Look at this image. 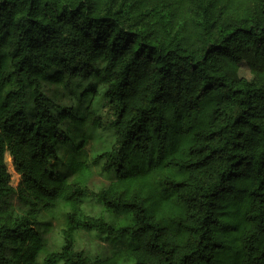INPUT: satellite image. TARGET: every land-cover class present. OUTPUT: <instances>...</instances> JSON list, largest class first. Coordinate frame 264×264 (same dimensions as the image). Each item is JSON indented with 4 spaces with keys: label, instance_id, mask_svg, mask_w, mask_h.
<instances>
[{
    "label": "trees",
    "instance_id": "obj_1",
    "mask_svg": "<svg viewBox=\"0 0 264 264\" xmlns=\"http://www.w3.org/2000/svg\"><path fill=\"white\" fill-rule=\"evenodd\" d=\"M105 130L70 181L51 170ZM97 164L113 175L93 192ZM78 231L113 249L78 250ZM0 264H264V0H0Z\"/></svg>",
    "mask_w": 264,
    "mask_h": 264
},
{
    "label": "rangeland",
    "instance_id": "obj_2",
    "mask_svg": "<svg viewBox=\"0 0 264 264\" xmlns=\"http://www.w3.org/2000/svg\"><path fill=\"white\" fill-rule=\"evenodd\" d=\"M43 90L45 93L48 94L56 103L60 105H68L71 106L73 99H70L71 96H69V91H72L71 94L74 98L76 95L80 93V91L88 90L92 97L95 99L96 105L94 106V110H98L99 107H101L103 104L106 105L104 101L103 96V89L101 86L97 84V81L95 79L91 80H80L77 79V81L72 85V87L69 89V91L65 90L64 87L59 85H51L48 82H44L43 84ZM93 92V94H92ZM103 115L106 116L105 121L108 122L111 120L112 116L110 112H108L107 107H103ZM71 126H65L64 130L67 134H74L71 129ZM90 137L82 149L77 152L75 150V145L71 144L69 147H61L59 150V159L58 161H51L50 168L60 176L65 177L67 180H71L73 177L70 175L68 171V163L71 158V156L77 153V158L79 160H84L87 162H91L92 159L97 156L99 153L108 150L114 141L113 133L109 130L105 131H90ZM72 139V138H70ZM78 144L80 142L79 139L75 140ZM7 164H8V170L11 173V179L10 184L14 187H16L20 181V177L15 174L12 165H11V159L7 156L6 157ZM100 164V163H99ZM93 165L91 167L92 169V177L89 181L88 187L91 191L97 192L102 189H104L109 181L111 180V177L113 173H103L100 169V165ZM110 179V180H109ZM84 210L86 213L89 214H96L99 213V208L96 204H93L92 201H88L87 204L84 206ZM102 214V213H101ZM62 222L61 221H52V224L50 226L49 234H47V248L53 249L56 245V242L59 238V231L61 229ZM77 239V248L78 250H85L89 254H102L106 255L109 254L110 251L113 249V242L106 240L104 237H97L93 233H87L84 231H78L76 234ZM41 262V261H40Z\"/></svg>",
    "mask_w": 264,
    "mask_h": 264
}]
</instances>
